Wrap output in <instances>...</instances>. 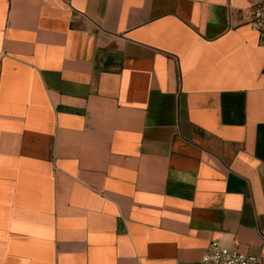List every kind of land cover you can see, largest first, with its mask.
Listing matches in <instances>:
<instances>
[{
    "label": "crops",
    "instance_id": "crops-1",
    "mask_svg": "<svg viewBox=\"0 0 264 264\" xmlns=\"http://www.w3.org/2000/svg\"><path fill=\"white\" fill-rule=\"evenodd\" d=\"M259 1L0 0V264L260 253Z\"/></svg>",
    "mask_w": 264,
    "mask_h": 264
},
{
    "label": "built area",
    "instance_id": "built-area-1",
    "mask_svg": "<svg viewBox=\"0 0 264 264\" xmlns=\"http://www.w3.org/2000/svg\"><path fill=\"white\" fill-rule=\"evenodd\" d=\"M246 22L258 34L259 44L264 48V0L247 10ZM199 264H264V232L258 255H247L238 250H229L217 240H211L201 256Z\"/></svg>",
    "mask_w": 264,
    "mask_h": 264
}]
</instances>
